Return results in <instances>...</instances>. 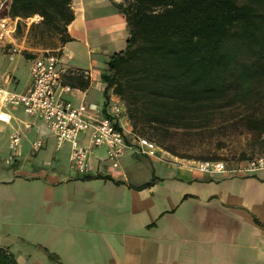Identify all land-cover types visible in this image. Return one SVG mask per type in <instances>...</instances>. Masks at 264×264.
Returning a JSON list of instances; mask_svg holds the SVG:
<instances>
[{
	"label": "crops",
	"instance_id": "1",
	"mask_svg": "<svg viewBox=\"0 0 264 264\" xmlns=\"http://www.w3.org/2000/svg\"><path fill=\"white\" fill-rule=\"evenodd\" d=\"M71 7L72 39L59 47V65L67 73L87 72L89 85L72 87L66 96L75 105L102 108L101 72L110 55L125 47L126 22L113 0H71ZM18 42L27 77L18 78L17 67L7 75L0 66V82L21 92L29 84L31 57L23 52L24 38ZM3 111L0 249L15 264H264V170L248 176L200 173L158 150L154 157L127 150L112 161L83 133L78 139L88 147L91 168L78 174L62 151L69 142L56 148L42 118L21 106ZM27 122L24 136L39 134L44 145L34 151L23 139L14 153L10 136ZM11 154L15 162L6 163ZM31 156L38 162L23 171ZM63 162L73 173H65Z\"/></svg>",
	"mask_w": 264,
	"mask_h": 264
},
{
	"label": "trees",
	"instance_id": "2",
	"mask_svg": "<svg viewBox=\"0 0 264 264\" xmlns=\"http://www.w3.org/2000/svg\"><path fill=\"white\" fill-rule=\"evenodd\" d=\"M113 3L128 37L102 69L104 99L118 96L133 132L192 123L228 93L233 102L245 101L264 80V0ZM34 14L41 20L27 24ZM6 15L19 18L16 35L24 38L28 58L44 50L59 54L72 39L67 30L74 18L71 0H9L0 8V16ZM62 83L85 89L89 78L83 71L66 73ZM252 127L264 133V114ZM0 264L15 262L0 249Z\"/></svg>",
	"mask_w": 264,
	"mask_h": 264
},
{
	"label": "built area",
	"instance_id": "3",
	"mask_svg": "<svg viewBox=\"0 0 264 264\" xmlns=\"http://www.w3.org/2000/svg\"><path fill=\"white\" fill-rule=\"evenodd\" d=\"M5 1L0 0V8ZM41 16L34 14L25 19L27 24L39 22ZM18 17L0 16V54L12 58L20 52L16 35ZM59 54L54 51H38L30 58L29 84L24 91H12L0 86V120L7 121L4 109L21 106L31 116L42 118L56 140V148L65 141L70 142L69 166L84 174L91 167L88 163V147L79 142L80 134H89L92 146H103L107 158L116 161L127 150L140 155L154 157L158 146L153 140L142 137L125 127L128 123L122 102L115 94L109 95L101 107L82 101L75 105L66 94L71 86L62 83L67 70L59 65ZM85 74L87 72H84ZM25 128L30 123H24ZM20 145V134L10 136L9 148L16 153ZM44 140L31 143L32 150L43 147ZM6 163H9L7 158ZM179 162L191 170L207 174L226 176H248L264 170V153L228 163L224 160H197L181 158Z\"/></svg>",
	"mask_w": 264,
	"mask_h": 264
},
{
	"label": "rangeland",
	"instance_id": "4",
	"mask_svg": "<svg viewBox=\"0 0 264 264\" xmlns=\"http://www.w3.org/2000/svg\"><path fill=\"white\" fill-rule=\"evenodd\" d=\"M25 32L26 29L22 27V34ZM25 63L26 59L20 53H16L12 58L4 57L0 61V66L2 69L6 68L7 75H12V70L17 67L18 78H26L28 70ZM2 69H0V73ZM0 86L4 85L0 82ZM11 86L6 89L15 91ZM263 114L264 80L243 102H233L231 93H228L226 97L218 101L215 107L195 117L192 123L160 128L157 131L145 129V134L138 130L136 133L148 136L153 140L159 148L158 152L164 151L177 159L224 160L231 163L264 153V133L259 134L252 127L253 120L260 118ZM125 127L131 129L129 122ZM25 130L27 128L23 125L22 129L16 130L20 134V144L24 139L30 143L31 147L33 140L39 138L44 140L42 136L33 132H28L24 136L23 131ZM50 140L55 141L53 137ZM66 147L67 143L64 144L62 151L70 154V146H68V150ZM8 158L10 163L15 162L12 154ZM38 159L33 156L27 158L23 171L33 170L31 165H36ZM63 164H65V173H73L66 167L68 163L63 162Z\"/></svg>",
	"mask_w": 264,
	"mask_h": 264
}]
</instances>
